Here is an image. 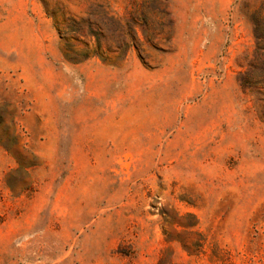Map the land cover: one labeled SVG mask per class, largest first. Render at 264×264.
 <instances>
[{
  "label": "rangeland",
  "instance_id": "374dc122",
  "mask_svg": "<svg viewBox=\"0 0 264 264\" xmlns=\"http://www.w3.org/2000/svg\"><path fill=\"white\" fill-rule=\"evenodd\" d=\"M0 264H264V0H0Z\"/></svg>",
  "mask_w": 264,
  "mask_h": 264
}]
</instances>
